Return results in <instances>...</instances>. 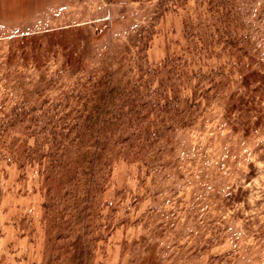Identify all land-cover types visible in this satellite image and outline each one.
<instances>
[{
    "label": "rangeland",
    "instance_id": "1",
    "mask_svg": "<svg viewBox=\"0 0 264 264\" xmlns=\"http://www.w3.org/2000/svg\"><path fill=\"white\" fill-rule=\"evenodd\" d=\"M253 71L264 0H0V264H264Z\"/></svg>",
    "mask_w": 264,
    "mask_h": 264
},
{
    "label": "trees",
    "instance_id": "2",
    "mask_svg": "<svg viewBox=\"0 0 264 264\" xmlns=\"http://www.w3.org/2000/svg\"><path fill=\"white\" fill-rule=\"evenodd\" d=\"M254 83H258L260 84L261 86L264 85V71H253L252 73L250 74H247L245 77H244V86L245 88L251 92V86L252 84ZM248 103V102H246ZM234 109H237L238 108V105L236 103L235 106H233ZM233 108L230 110V112L233 111ZM242 110V109H241ZM243 111V110H242Z\"/></svg>",
    "mask_w": 264,
    "mask_h": 264
}]
</instances>
